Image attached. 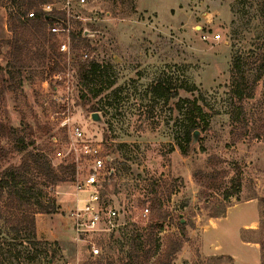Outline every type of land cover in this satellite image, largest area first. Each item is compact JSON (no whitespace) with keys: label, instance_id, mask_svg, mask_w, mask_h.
<instances>
[{"label":"rangeland","instance_id":"obj_1","mask_svg":"<svg viewBox=\"0 0 264 264\" xmlns=\"http://www.w3.org/2000/svg\"><path fill=\"white\" fill-rule=\"evenodd\" d=\"M9 11L8 0H0V26L18 43L13 53L0 40V59L16 69L8 88L0 86V173L19 165L23 155L7 128L58 162L53 152L65 149V133L57 126L61 104L55 97L62 78L68 79L70 124L108 157L105 170L112 172L100 194L119 212L122 228L114 237L131 234L132 224L161 225L149 246L158 248L144 264H158L172 242L178 249L171 264H211L207 259L221 256L218 264H264V0H73L71 12L79 18L70 21V59L62 58L58 42L51 59L47 44L10 21ZM85 29L93 35L82 40L76 33ZM234 58L252 89L240 102L230 79ZM91 63L99 68L85 81L81 74ZM154 81L177 97L166 102L151 92ZM192 97L203 105L208 129L192 133L184 155L188 123L176 102ZM94 112L100 123L90 119ZM208 160L217 176L211 189L194 175L208 170ZM27 179L32 184L35 176L28 172ZM73 188L72 182L58 183L55 213L38 219L61 242L30 231L31 205L11 213L0 197V264H93L103 257L99 264H108L119 258L115 244L99 246V256L92 257L75 241L70 208L62 201ZM111 234L92 238L99 244Z\"/></svg>","mask_w":264,"mask_h":264},{"label":"trees","instance_id":"obj_2","mask_svg":"<svg viewBox=\"0 0 264 264\" xmlns=\"http://www.w3.org/2000/svg\"><path fill=\"white\" fill-rule=\"evenodd\" d=\"M50 0H8L9 13L8 18L10 21L15 20L20 26L29 27L33 35L38 36L42 44H47V50L49 57L54 58L57 51V38L53 33L49 32L51 23L56 19H63L64 15L58 12L42 13L37 9L38 4L48 2ZM35 9L33 17H27V11ZM77 37L86 40L84 36V30L76 33ZM7 45L11 47V52H15L18 49V43L13 37L7 41ZM46 52V51H45ZM14 55V54H13ZM14 63L12 62L11 65ZM98 65L91 63L86 69L83 68L82 78L85 81H89L98 69ZM54 70L50 71L52 74ZM231 84L235 97L238 98L239 102L244 101L252 96V89L246 87L245 76L242 71L241 61L239 58H234L231 69ZM151 92H155L161 96L166 102L171 97H177V91L171 92L169 87L161 81H154L150 84ZM55 93V87L53 88ZM178 110L186 118L188 123V129L183 134V145L182 153L186 155L190 149V144L193 140L192 133L197 130L205 131L208 129L207 113L204 110L202 104L199 103L198 98H179L176 102ZM96 110V109H95ZM62 131V130H61ZM21 131L14 128H7L6 136L8 139H13L18 143L16 144L17 150L23 152L22 160L19 165H11L1 171L0 173V197H4V208L10 210L11 213L15 209L20 208L21 205L29 204L33 210L27 217V223L30 227V231L35 234V215L46 214L50 215L55 213L56 199L54 197L55 186L62 182H72L75 173V166L69 159H63L57 163L52 162V159L38 148L29 147L33 144L24 145V140ZM15 136V137H14ZM57 148L54 149L53 154ZM0 147V153L2 152ZM55 159V158H54ZM207 171L195 173V176H199L200 184L206 186V188H215L216 170L215 166L211 165L209 160L207 161ZM28 172H31L35 176V181L32 184L27 179ZM198 174V175H197ZM236 184H239L237 180ZM237 192V191H236ZM156 219H164L161 215H157ZM153 222V221H152ZM120 228V229H119ZM118 230L121 231V226ZM161 230V225L150 224L148 227L139 228L132 224L131 234L122 232L118 237H114L112 233L107 240H101L99 242L100 247L110 249L112 244H115L119 250V258L108 264H126L127 262L134 261L136 264H144L149 258H151L158 248L155 245V249L152 251L149 246L152 243V237ZM119 234V232H118ZM178 244L170 243L164 252L162 258L158 259V264H171ZM223 257H212L207 259L211 264H218ZM101 260H105L104 257L93 262V264H99ZM140 262V263H139Z\"/></svg>","mask_w":264,"mask_h":264},{"label":"built area","instance_id":"obj_3","mask_svg":"<svg viewBox=\"0 0 264 264\" xmlns=\"http://www.w3.org/2000/svg\"><path fill=\"white\" fill-rule=\"evenodd\" d=\"M76 2L77 4H84L86 0H76ZM72 7L73 0H50L37 5V9L42 13L58 12L64 15L63 19H56L49 26V32L57 38L63 59H70L71 55L70 21L79 18L71 12ZM34 14L35 9L29 10L27 17L31 18ZM215 37L217 38L218 35ZM202 38L205 39L206 36L203 35ZM86 56L84 54V57ZM53 77L55 78L56 75H52ZM68 81V79L62 78V93L55 97V101L61 104L57 126L65 133V149L58 146L54 158L58 161L67 158L75 166L72 181L74 206L69 212L75 234L74 239L86 246L90 256L97 257L100 254V247L92 237L105 233H115L122 225L117 222L118 210L104 202L100 194V183L105 176L112 172L105 170L107 155L102 154L100 143L85 140L82 129L77 125H71L66 116L70 95ZM147 211L144 209L142 216H145Z\"/></svg>","mask_w":264,"mask_h":264},{"label":"crops","instance_id":"obj_4","mask_svg":"<svg viewBox=\"0 0 264 264\" xmlns=\"http://www.w3.org/2000/svg\"><path fill=\"white\" fill-rule=\"evenodd\" d=\"M10 39H11V35H10V32H8V30L6 29L5 24L1 25L0 26V40L5 41V45H7V41H9ZM0 44H1V42H0ZM0 48H2V46ZM15 70L16 69L10 63V59H0V86L2 88H8V87H6V85L11 83L12 80L14 81V79H15L14 75L16 74V73H14ZM17 75H18V78L15 81H18V83H20L19 73H17ZM62 201H63V204L64 203H65V205L67 204V207L70 208L69 209V212H70V210L74 206L73 193L72 192L67 193L66 196L63 197ZM57 215H59V214L56 213L53 215V217L56 218L55 216H57ZM43 216H44V214H36L35 215V231H36L37 238L41 239V240H46V241L61 242V240H63L64 238H62L61 235H59L57 232L55 233V231L52 232L51 230L49 232H46L39 227L38 219L43 217ZM59 219H60V217H59Z\"/></svg>","mask_w":264,"mask_h":264},{"label":"water","instance_id":"obj_5","mask_svg":"<svg viewBox=\"0 0 264 264\" xmlns=\"http://www.w3.org/2000/svg\"><path fill=\"white\" fill-rule=\"evenodd\" d=\"M93 35V32H90V31H88V30H84V36L85 37H88V36H92ZM90 119L93 121V122H96V123H100L101 122V118H100V116H99V114L97 113V112H94V113H92L91 115H90ZM197 133L195 132V135H196ZM194 135V136H195ZM194 140V139H193Z\"/></svg>","mask_w":264,"mask_h":264}]
</instances>
